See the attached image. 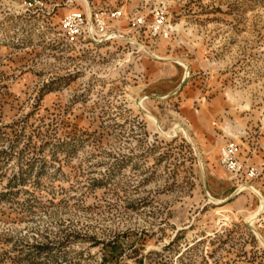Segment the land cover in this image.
Returning <instances> with one entry per match:
<instances>
[{"label": "rangeland", "instance_id": "obj_1", "mask_svg": "<svg viewBox=\"0 0 264 264\" xmlns=\"http://www.w3.org/2000/svg\"><path fill=\"white\" fill-rule=\"evenodd\" d=\"M119 8L163 10L171 37L63 36ZM229 141L260 179H232ZM249 187L264 197V0H0V264H264Z\"/></svg>", "mask_w": 264, "mask_h": 264}, {"label": "built area", "instance_id": "obj_2", "mask_svg": "<svg viewBox=\"0 0 264 264\" xmlns=\"http://www.w3.org/2000/svg\"><path fill=\"white\" fill-rule=\"evenodd\" d=\"M94 12L92 11L90 15L83 11L71 12L62 19L61 31L69 44L77 46L88 42L90 45H98L119 38L125 39L123 36L125 34H118L120 31L114 24L122 19H127L132 26L131 29L138 36L147 32L152 40H159L169 39L172 35V27L168 24L166 13L161 9H155L151 22L143 14H126L123 8L103 13ZM220 161L233 180L243 182L244 179L256 180L263 176L260 168L241 161L240 146L235 141H229L223 146Z\"/></svg>", "mask_w": 264, "mask_h": 264}, {"label": "bare ground", "instance_id": "obj_3", "mask_svg": "<svg viewBox=\"0 0 264 264\" xmlns=\"http://www.w3.org/2000/svg\"><path fill=\"white\" fill-rule=\"evenodd\" d=\"M157 58H159L160 60H166V59H163V58H160V57H157ZM188 70H189V69H188ZM188 77H190L189 72L186 73V77H185V78H188ZM138 107L141 108V109L145 112V108H144V106L142 105V100L139 102ZM146 113H147V115H148L151 119H153V120L155 121V123L158 122L152 114H149L148 112H146ZM159 127H160V126H159ZM159 130H160L164 135H166L167 137H170V138H173V137L177 136L178 133H180L179 131H183L186 135H188L186 129L183 128V126H181V125H177V126L173 129L172 132H164V131H162L160 128H159ZM245 189H247V188L242 186V187L236 192V194L241 193V192L244 191ZM249 189H250L251 191H253V192L259 197V208H258V211L256 212V215L250 220V223H249V225L251 226V228H254V223H255L256 219H257L258 217H260V216L264 213V197H263V196L261 195V193H260L257 189H255L254 187H249ZM211 199H212V198H211Z\"/></svg>", "mask_w": 264, "mask_h": 264}]
</instances>
